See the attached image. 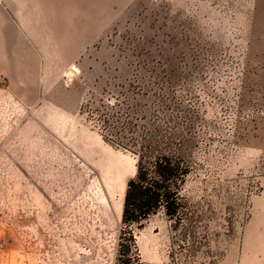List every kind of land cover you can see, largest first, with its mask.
<instances>
[{
    "label": "rangeland",
    "instance_id": "1",
    "mask_svg": "<svg viewBox=\"0 0 264 264\" xmlns=\"http://www.w3.org/2000/svg\"><path fill=\"white\" fill-rule=\"evenodd\" d=\"M109 9L111 46L78 115L52 117L0 79V264H124L130 230L142 264H264L240 254L264 192V0ZM70 84L61 94L78 97ZM152 132L176 136L191 164L188 215L162 208L130 227L104 175L119 163L127 187L135 140Z\"/></svg>",
    "mask_w": 264,
    "mask_h": 264
},
{
    "label": "crops",
    "instance_id": "2",
    "mask_svg": "<svg viewBox=\"0 0 264 264\" xmlns=\"http://www.w3.org/2000/svg\"><path fill=\"white\" fill-rule=\"evenodd\" d=\"M111 3L0 0V79L10 92L23 103L50 104L52 117L78 115L90 77L105 62L103 49L111 46L108 39L114 28L110 30L109 18H115L110 14ZM69 82L80 90V97L61 94ZM120 168L111 162L104 175L105 187L113 196H121L113 202L118 216L127 188ZM240 254L252 262H264V192L253 200Z\"/></svg>",
    "mask_w": 264,
    "mask_h": 264
},
{
    "label": "trees",
    "instance_id": "3",
    "mask_svg": "<svg viewBox=\"0 0 264 264\" xmlns=\"http://www.w3.org/2000/svg\"><path fill=\"white\" fill-rule=\"evenodd\" d=\"M169 134L152 132L142 137L141 144H136L139 140H135L134 145L139 146L133 150L137 157V171L127 182L122 212L123 223L130 227L142 225L162 208L169 218L178 219L180 223L188 215L187 200L181 196V191L192 168L180 151L176 136ZM104 139L107 141L105 136ZM130 231L132 235L126 245L130 258L123 260L124 264H142L135 235Z\"/></svg>",
    "mask_w": 264,
    "mask_h": 264
},
{
    "label": "water",
    "instance_id": "4",
    "mask_svg": "<svg viewBox=\"0 0 264 264\" xmlns=\"http://www.w3.org/2000/svg\"><path fill=\"white\" fill-rule=\"evenodd\" d=\"M71 73H73V72H71Z\"/></svg>",
    "mask_w": 264,
    "mask_h": 264
}]
</instances>
